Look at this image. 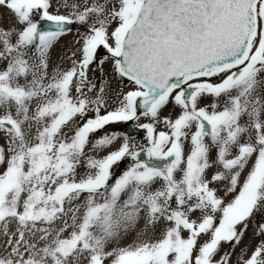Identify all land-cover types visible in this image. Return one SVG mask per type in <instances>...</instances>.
I'll list each match as a JSON object with an SVG mask.
<instances>
[{
    "label": "snow or ice",
    "instance_id": "6c2138e0",
    "mask_svg": "<svg viewBox=\"0 0 264 264\" xmlns=\"http://www.w3.org/2000/svg\"><path fill=\"white\" fill-rule=\"evenodd\" d=\"M257 215L264 0H0V264H264Z\"/></svg>",
    "mask_w": 264,
    "mask_h": 264
},
{
    "label": "rangeland",
    "instance_id": "374dc122",
    "mask_svg": "<svg viewBox=\"0 0 264 264\" xmlns=\"http://www.w3.org/2000/svg\"><path fill=\"white\" fill-rule=\"evenodd\" d=\"M72 27L74 29L73 33H70L68 36L64 37L61 40L62 44L57 45V48L54 50V52H53V60L54 61H55V57H56L57 53L61 52L66 46H68L71 43V41L74 40V38H75V29L77 27H79V26L73 25ZM168 111H171V108H169ZM165 114H167V112H165ZM140 122L142 123V122H146V121L142 117ZM134 123L135 122H129L128 124L134 125ZM125 126H126L125 124L109 125V126H107L106 129L101 130L100 133H96L94 135L98 137L103 132H112V131L124 133V127ZM133 135L135 136L137 141L143 142V134L141 132H139L138 129L135 128V131L133 132ZM128 163L129 162L127 160L126 161H122L120 164L114 166V171L117 172V173L122 172L128 166ZM257 220H264V217H261V216L257 215L249 223V228H248L247 232L245 233V236H244V238H243V240L241 242L240 247H244L247 244H251L253 247L255 246L256 238L253 235V229L255 227V224H256ZM224 247L227 248V245H225ZM237 249H239V248H237ZM236 251L238 252L239 250H236Z\"/></svg>",
    "mask_w": 264,
    "mask_h": 264
},
{
    "label": "water",
    "instance_id": "95a60500",
    "mask_svg": "<svg viewBox=\"0 0 264 264\" xmlns=\"http://www.w3.org/2000/svg\"><path fill=\"white\" fill-rule=\"evenodd\" d=\"M127 132V133H131L133 134V132L135 131V127L131 124H128L124 127V132Z\"/></svg>",
    "mask_w": 264,
    "mask_h": 264
},
{
    "label": "bare ground",
    "instance_id": "6f19581e",
    "mask_svg": "<svg viewBox=\"0 0 264 264\" xmlns=\"http://www.w3.org/2000/svg\"><path fill=\"white\" fill-rule=\"evenodd\" d=\"M60 44H62V41L58 45H60ZM130 239H131V237L128 238V240H130ZM128 240H126L125 243H127ZM236 250H239V249H236Z\"/></svg>",
    "mask_w": 264,
    "mask_h": 264
}]
</instances>
